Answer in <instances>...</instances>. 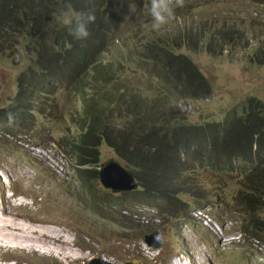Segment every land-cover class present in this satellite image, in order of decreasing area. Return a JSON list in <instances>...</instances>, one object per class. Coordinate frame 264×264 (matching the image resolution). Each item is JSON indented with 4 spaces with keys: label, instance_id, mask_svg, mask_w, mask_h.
<instances>
[{
    "label": "trees",
    "instance_id": "trees-1",
    "mask_svg": "<svg viewBox=\"0 0 264 264\" xmlns=\"http://www.w3.org/2000/svg\"><path fill=\"white\" fill-rule=\"evenodd\" d=\"M182 3L177 12L182 22L157 15L155 24L149 0H0V57L15 56L18 46L34 54L17 77L15 95L0 108V123L14 121L18 127L43 111L52 96L71 91L82 102L81 109L68 112L77 129L65 131L58 144L77 157L80 182L98 178L95 168L106 144L146 191L130 192L133 199L138 193L142 203L152 206L178 196L172 187L176 178H197L185 174L189 167L228 173L245 159L244 185L250 189L239 190L232 207L242 209L244 232L256 231L260 239L264 104L250 97L222 119L190 124L179 103L209 98L213 88L191 56L179 51L186 46L222 56L233 46L245 50L252 45L253 56L264 59V0ZM248 7H254L252 12ZM166 24L179 29L169 33ZM144 65L160 83L157 93L123 76L137 66L148 75ZM86 164L91 168L84 169ZM156 207L174 217L181 214Z\"/></svg>",
    "mask_w": 264,
    "mask_h": 264
},
{
    "label": "rangeland",
    "instance_id": "rangeland-1",
    "mask_svg": "<svg viewBox=\"0 0 264 264\" xmlns=\"http://www.w3.org/2000/svg\"><path fill=\"white\" fill-rule=\"evenodd\" d=\"M182 1L185 0H157V9L162 12L164 20L173 17L182 22L183 18L177 15L178 8L184 4ZM253 8L248 7V12ZM192 17L198 16L192 13ZM163 29L173 33L179 27L166 24ZM5 45L9 47L10 43ZM16 50L15 56L0 57V108L15 95L17 77L27 66V56H34L31 52L26 55L22 46ZM186 50L181 51L190 52L213 88L209 98L179 103L190 124L222 119L229 109H240V105L250 97H256L264 104V64H261L264 59L258 60L253 56L252 45L245 50L233 46L222 56L204 49ZM143 67L146 69V65ZM123 76L154 93L160 89V83L138 66ZM76 107L75 98L67 90H61L51 97L50 104L42 113L34 116L33 123L10 126L6 130L4 125H0V178L9 183L6 189L9 195L5 196L6 187L0 179V211L10 213L15 221L32 225L33 229L42 228L56 235L57 239L49 243L51 247L43 241L0 245V250H3L30 244L19 251H0V264H9L10 259L13 260L11 264L99 263L96 258L114 264H173L172 261L183 253L188 254L191 260L195 258V263L192 261L191 264H264V233L258 239L256 231L244 232L247 227L243 223L242 209L240 206L232 207L237 192L250 189L244 185V173L249 166L245 159L230 167L233 171L228 170V173H215L212 168L194 165L189 167L185 174L190 173L197 178H176L172 187L178 196L169 203L153 202L156 206L162 204L164 209L181 210V214L161 219L159 223L153 222L152 211L155 210L148 209L146 205L139 207L142 198L139 194L146 192L144 187L134 200V194L130 192L112 193L99 178H93L86 184L80 182L77 157L58 144L65 131L77 129L68 115ZM101 153L102 162L95 168L98 174L102 164L109 159H117L124 167L127 166L113 147L105 144ZM88 168L91 166L86 164L84 169ZM225 168L229 169L227 165ZM10 193L15 195L14 199ZM201 204L208 207L210 221L199 214L195 219L184 217L192 213L193 206ZM257 215L264 219V205ZM153 226L154 230L160 231L159 238L155 240L158 248L143 241ZM183 262L189 263L180 257L174 261L176 264Z\"/></svg>",
    "mask_w": 264,
    "mask_h": 264
},
{
    "label": "clouds",
    "instance_id": "clouds-1",
    "mask_svg": "<svg viewBox=\"0 0 264 264\" xmlns=\"http://www.w3.org/2000/svg\"><path fill=\"white\" fill-rule=\"evenodd\" d=\"M150 1V11L152 12V14H153V17H154V22H155V24L156 23H158V21H157V15H159V16H162L161 18L163 19V14H162V12L160 13L159 11H158V9H157V5H158V3H157V0H149ZM161 20H159V22H160ZM127 30V29H126ZM125 30V31H126ZM124 31V32H125ZM183 49H187V50H189L188 49V47H186V46H184L183 47ZM182 50V49H181ZM179 51V52H182V53H185V52H183V51ZM186 50V51H187ZM191 51V50H190ZM189 51H187L185 54H188L189 55ZM199 66V65H198ZM210 81V80H209ZM211 83V82H210ZM212 85V84H211ZM74 98H75V101H76V104H77V107L79 108V109H81V107H82V102L78 99V95H76V96H74L73 95V93L71 92V91H69V90H67ZM53 97V96H52ZM51 99V98H50ZM198 99H201V98H198ZM180 104H181V102H180ZM8 105V104H7ZM6 105V106H7ZM5 107V106H4ZM3 108V107H2ZM39 113H42V111L41 112H39ZM38 113L37 112H35L34 114H33V117L29 120V121H27V122H22V123H19L20 125L19 126H23V125H21V124H30V123H33L34 122V120H33V118H34V116L35 115H37ZM0 125H4V130H6V128L7 127H10V126H16L15 125V123H14V121H12L11 123H0ZM18 126V127H19ZM17 127V126H16ZM69 130H71L70 128H69ZM72 131V130H71ZM9 133V132H8ZM122 164V163H121ZM254 167H256V165H253ZM252 167V166H251ZM126 170L130 173V174H132L135 178H136V180L138 181V183H139V186H138V188L137 189H133V190H124V191H121V192H132V191H139L141 188H142V186H141V183H140V180L136 177V175L135 174H133L132 173V171H131V169L130 168H128V166H126ZM98 178H99V176H98ZM1 179V181L3 182V184L5 185V196H8L9 195V193L8 192H6V189H7V186H8V181L5 179V178H0ZM110 190V189H109ZM111 191V190H110ZM112 192V191H111ZM121 192H116V193H121ZM112 193H115V192H112ZM15 195L13 194V193H10V197L12 198V199H14L15 197H14ZM135 203H137V201L135 202ZM142 205H146V206H148V209H150V210H155V211H152L153 212V217L151 218V220L154 222V221H156L157 223H159L160 221H161V219H166V218H172L173 216H171V215H168V214H166V213H163V212H161L160 211V209L158 208V207H156V206H152V205H148V204H145V203H142V201L140 202V204H139V207H141ZM125 207V206H124ZM207 209H208V207L205 205V206H203V207H199V208H194L191 212V214L189 215V217L190 218H194L195 219V217L197 216V214H199V215H202V216H205V220H209L210 221V217L207 215L208 214V212H207ZM125 210H126V208H125ZM150 226H148L147 227V229L149 228ZM154 227L155 226H153V228H150L151 229V233H149V234H146V236L143 238V241L146 243V244H148L149 246H153V247H155V248H158V246H157V242H155V240L157 239V238H159V235H160V231L157 229V230H154ZM27 245L28 244H23V246H19V247H7V248H4L3 250H0V251H2L3 253H5V252H9V251H13V250H17V251H19L18 249H20V248H22V247H27ZM35 246V245H34ZM162 245L160 244V247H161ZM36 247V246H35ZM186 253H183V256H182V254H181V256L184 258V260H187L188 262H189V264H191L190 262H192V261H194V263H195V258L194 257H192V260L190 259V258H188L187 257V255H185ZM190 257V256H189ZM179 258V257H178ZM178 258H175L173 261H172V263L174 262V261H176ZM96 260L97 261H99V263L98 264H100V261L101 262H104V263H107V264H114V263H112V262H109V261H106V260H103V259H101V258H96ZM13 262V260H9V264H11ZM196 262H198L197 260H196ZM126 264H129L128 262L126 263Z\"/></svg>",
    "mask_w": 264,
    "mask_h": 264
},
{
    "label": "bare ground",
    "instance_id": "bare-ground-1",
    "mask_svg": "<svg viewBox=\"0 0 264 264\" xmlns=\"http://www.w3.org/2000/svg\"><path fill=\"white\" fill-rule=\"evenodd\" d=\"M31 226H28L25 223L15 221L13 216L4 210L0 211V245L1 246L2 245H4V246L5 245L16 246V245L20 244L21 242L25 243V242H29V241H36V242L43 241L46 244H48V246H50L49 243L57 240L55 237L56 235H53V234L51 235L48 232L44 231L42 228L36 229V227H35V229H33L34 227L33 226L31 227ZM36 250H37V248H36ZM179 257H180V259L184 260V258L181 255ZM185 263L189 264L187 262H185ZM185 263L183 262L182 264H185ZM173 264H176V263L173 262Z\"/></svg>",
    "mask_w": 264,
    "mask_h": 264
},
{
    "label": "water",
    "instance_id": "water-1",
    "mask_svg": "<svg viewBox=\"0 0 264 264\" xmlns=\"http://www.w3.org/2000/svg\"><path fill=\"white\" fill-rule=\"evenodd\" d=\"M99 179L106 189L112 192L137 189L139 186L136 178L130 174L126 167L117 159H109L102 164ZM89 264H98L96 261ZM100 264H107L100 261Z\"/></svg>",
    "mask_w": 264,
    "mask_h": 264
}]
</instances>
